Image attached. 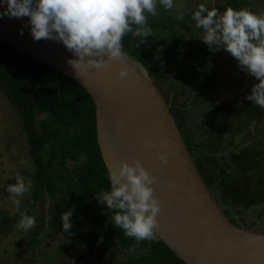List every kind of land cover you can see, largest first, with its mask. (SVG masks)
Here are the masks:
<instances>
[{
	"label": "trees",
	"instance_id": "trees-1",
	"mask_svg": "<svg viewBox=\"0 0 264 264\" xmlns=\"http://www.w3.org/2000/svg\"><path fill=\"white\" fill-rule=\"evenodd\" d=\"M240 6L239 1L228 0L219 9ZM186 18L184 16L183 20H179L181 29L172 30V39L165 40L167 46L163 55L167 59L177 54L178 47L185 38L182 30L192 31ZM147 25L154 28L170 27L153 15L148 16ZM138 43L131 32L122 38L124 52L145 67L154 82L155 74L148 60L149 45ZM199 47L202 48V45L199 44ZM154 83L159 87L156 81ZM0 92L21 118L34 165L31 177L32 199L28 203L26 214H31L43 189L55 200L54 204L59 211L69 210V207L74 209L70 217L72 228L69 232L72 235L62 231L61 222L58 227L49 229L76 238L73 247L82 249L75 264H98L99 260H103V264H112L116 254L124 255L127 258L126 264H184L156 234L154 239L139 242L126 237L123 230L112 222V212L95 199V194L108 188L107 169L97 143L95 106L91 96L79 83L0 41ZM192 103L195 104L191 100L189 105ZM183 108L170 105V111L206 186L209 190L215 186L219 189L215 199L228 207L225 213H229V209L236 205L247 209L257 202L263 203L262 198H256L246 187L249 179L247 175L253 167L249 165V153L246 149L235 152L233 148H227L222 150L220 157L210 156L218 171L208 170L202 159L205 158L203 151L199 150L200 145L194 141L192 133L183 129L185 118L180 113ZM228 109L235 116L232 118L242 117L248 124L260 120L264 115V108L246 98L237 104H231ZM231 114L224 117L225 122L231 119ZM222 129H218L214 135L218 141L221 139L220 134L224 132ZM218 159L222 161V165H219ZM239 181H242V187L237 185ZM217 182L219 185H216ZM258 183L264 187V177ZM241 212L242 210L237 211L238 214ZM54 216L58 214H53L52 217ZM53 218L52 222L56 224L57 221L54 222ZM90 222L96 225L92 226ZM41 231H46L44 223L30 231L32 246L39 243L38 235ZM84 239V245L80 247L79 244ZM94 251L95 257L92 256ZM94 258L97 263L93 261Z\"/></svg>",
	"mask_w": 264,
	"mask_h": 264
},
{
	"label": "rangeland",
	"instance_id": "rangeland-1",
	"mask_svg": "<svg viewBox=\"0 0 264 264\" xmlns=\"http://www.w3.org/2000/svg\"><path fill=\"white\" fill-rule=\"evenodd\" d=\"M227 1L175 0L180 10L187 11V25L191 26L192 31L190 33L186 29L182 30L185 38L180 43L177 54L168 59L163 55L167 46L165 40L172 39L173 29L181 28L179 20L176 19L177 9L164 10L157 4V13L153 17L163 20L170 27L154 28L147 25L151 29V35L143 38V44L149 45V65L155 74L154 82L159 85L164 98L169 105L174 104L179 109L180 106L184 107L180 110L185 118L183 129L192 133L194 141L200 145L199 150L203 151L205 158L202 159L206 162L207 169L218 171L210 156L220 157L222 150L227 148H233L235 152L246 149L249 153V165H253L247 175L249 179L246 187L256 198L264 200V187L258 183L259 179L264 177V115L260 120L248 124L242 117L232 118L235 116L228 109L231 104L245 99L246 94L250 93L251 85L255 83V78L240 71L235 58L222 48L216 52L209 51L199 40L201 32L191 20V11L199 3L219 9ZM232 1L241 3L240 7L234 9L248 8L256 13H264V0ZM134 39L140 41L139 37ZM191 100L195 104L189 105ZM228 111L231 119L225 122L224 117ZM220 128H223L224 132L220 134L221 139L218 141L214 135ZM192 152L194 154V151ZM218 163L222 165L220 159ZM33 172L34 165L21 118L0 92V226H3V229H0V264H75L81 249L73 247L76 238L51 230L53 226L58 227L62 212L57 209L55 200L49 197L45 189L40 193V198L30 214L36 219L33 229L42 223L46 227V231H41L38 235L39 243L36 246L30 244L32 228L24 231L17 226L19 212L26 213L28 203L32 199V187L18 197L21 201L19 211L14 208L5 189L8 184L15 183L17 176L25 181L31 180ZM216 185H219L218 182ZM237 185L242 187V181L237 182ZM210 190L216 198L219 189L215 186ZM220 205L223 209H228L224 204ZM229 210V216L235 215L234 218L246 228L253 226L264 231V202H257L255 206L247 209L236 205ZM239 210L243 212L238 214ZM53 214L58 216L53 218ZM51 217L54 222L57 221L56 224L52 222ZM82 245L84 242L79 244L80 247ZM94 255L93 253L92 256ZM95 260L94 258L93 261ZM126 261L124 255L116 254L112 264H126ZM98 264H103V260H99Z\"/></svg>",
	"mask_w": 264,
	"mask_h": 264
},
{
	"label": "water",
	"instance_id": "water-1",
	"mask_svg": "<svg viewBox=\"0 0 264 264\" xmlns=\"http://www.w3.org/2000/svg\"><path fill=\"white\" fill-rule=\"evenodd\" d=\"M0 41L88 92L107 171L135 158L157 177L152 187L160 211L154 232L184 264H264V233L229 220L197 170L169 103L139 62L126 55L99 75L79 78L66 63L72 54L60 42L33 40L23 16H0ZM121 68L127 75L115 79ZM159 151L167 152L168 164L157 158Z\"/></svg>",
	"mask_w": 264,
	"mask_h": 264
},
{
	"label": "clouds",
	"instance_id": "clouds-1",
	"mask_svg": "<svg viewBox=\"0 0 264 264\" xmlns=\"http://www.w3.org/2000/svg\"><path fill=\"white\" fill-rule=\"evenodd\" d=\"M157 4L164 10L177 9L178 20H183L187 14L186 10H180L175 0H0V5H5L0 9V16L27 17L33 40L60 42L74 57L66 58V63L75 76L81 78L99 75L110 62L122 61L127 55L122 44L126 33L131 32L140 38L139 43H144L143 38L151 35L147 18L156 15ZM191 20L201 32L199 40L209 51L222 48L235 58L240 71L255 78L245 98L264 108V13L248 8L220 10L199 3L191 11ZM18 31L23 34L22 28ZM127 73V69L121 68L115 79L123 78ZM156 156L161 163L168 164L166 151H159ZM107 180L108 188L94 196L112 212L114 225L137 242L154 239L156 216L160 211L152 187L157 177L133 158L131 163L124 160L114 163L107 171ZM31 187V180L25 181L19 176L15 183L6 186L17 211L21 203L18 197ZM68 209L60 215L61 228L72 235L69 230L74 209ZM19 215L17 226L24 231L36 224L34 216L24 212Z\"/></svg>",
	"mask_w": 264,
	"mask_h": 264
},
{
	"label": "flooded vegetation",
	"instance_id": "flooded-vegetation-1",
	"mask_svg": "<svg viewBox=\"0 0 264 264\" xmlns=\"http://www.w3.org/2000/svg\"><path fill=\"white\" fill-rule=\"evenodd\" d=\"M170 106V105H169ZM188 146V145H187ZM188 148V147H187ZM222 209H223V207H222ZM223 211H224V213H225V209H223ZM227 216H228V218H229V220L232 222V223H236V224H238V225H240V226H243V227H245V225L244 224H241V223H239V221H237L235 218H234V216L235 215H233V216H229V213H225ZM90 225H92V222H90ZM94 225H96V224H94ZM94 225H92V226H94ZM256 226H258V227H260L259 225H256ZM248 228H253L254 230H256V231H259V232H262V233H264V231H260V230H258L257 228H255V227H253V226H250V227H248ZM83 242H85V239L81 242V243H83ZM82 247H83V245H82ZM78 248V247H77ZM76 248V249H77ZM80 249H82V248H80ZM94 254H96L95 253V251H94ZM94 257H95V255H94Z\"/></svg>",
	"mask_w": 264,
	"mask_h": 264
},
{
	"label": "crops",
	"instance_id": "crops-1",
	"mask_svg": "<svg viewBox=\"0 0 264 264\" xmlns=\"http://www.w3.org/2000/svg\"><path fill=\"white\" fill-rule=\"evenodd\" d=\"M243 212V211H242ZM257 216V215H256Z\"/></svg>",
	"mask_w": 264,
	"mask_h": 264
}]
</instances>
